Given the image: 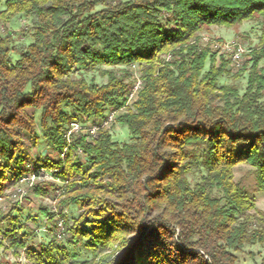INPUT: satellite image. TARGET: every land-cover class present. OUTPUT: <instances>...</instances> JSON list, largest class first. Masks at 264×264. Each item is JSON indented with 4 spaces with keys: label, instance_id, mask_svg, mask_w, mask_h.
Segmentation results:
<instances>
[{
    "label": "trees",
    "instance_id": "16d2710c",
    "mask_svg": "<svg viewBox=\"0 0 264 264\" xmlns=\"http://www.w3.org/2000/svg\"><path fill=\"white\" fill-rule=\"evenodd\" d=\"M3 6L4 25L30 19L32 42L18 49L0 32V198L41 170L62 179L64 190L55 192L63 196L65 237L51 234L34 247L43 222L34 216L31 230L16 202L0 209V251L25 260L19 264H240L247 247L264 248V213L235 180V169L247 165L264 192V0ZM251 21L260 24V46L238 71L229 53L201 40L204 28ZM133 65L143 86L127 105ZM88 72L106 82L88 80ZM111 110L129 142L114 141L113 124L94 137L82 129L68 143L73 123L104 121ZM40 136L49 146L46 161H34L25 140L36 145ZM48 187L55 186L33 185L25 202L46 196ZM69 205L82 211L72 225L62 210ZM41 210L44 224L55 227L56 213ZM68 246H83L91 260Z\"/></svg>",
    "mask_w": 264,
    "mask_h": 264
},
{
    "label": "rangeland",
    "instance_id": "374dc122",
    "mask_svg": "<svg viewBox=\"0 0 264 264\" xmlns=\"http://www.w3.org/2000/svg\"><path fill=\"white\" fill-rule=\"evenodd\" d=\"M4 1L2 0L0 2V9H3ZM31 27L32 23L30 19H28L25 16H18L15 18L10 24L4 25L0 22V32L6 35H11L14 42L15 47L18 49H22L27 47L32 42V36H31ZM201 37H208L211 40L219 41L223 44H230V43H238L240 44L244 50V65L247 63V61L250 59L248 57V54L252 50H256L260 46V24L258 21H251L246 22L241 25H237L231 28L228 27H207L204 28V30L201 32ZM14 61L18 59V56L16 53L13 55ZM261 67L264 68V60L261 62ZM86 78L88 80H91L92 78L95 79L97 83H105L106 79L102 78L98 72H88L85 74ZM225 83H232L230 79H224L222 81ZM242 90L246 88L247 84V74L244 78H242L239 83ZM30 114L34 115L33 111H29ZM35 117L37 121H39L40 115L39 113H35ZM114 141L123 144L126 142H129L132 138L131 133L127 129V127H122L118 124H114L111 128ZM25 140L27 142V145L30 150V154L32 157H34V161L43 160L46 161V155L49 153V146L48 143L43 139L42 136H40V139L38 143L35 145L33 141H31L28 137H25ZM62 157V156H61ZM49 177L43 181L44 184H53L55 187H48V193L46 196L39 197L38 199H35L31 194V199H35V202L29 203V201L25 202V208L23 214V219L26 221V224L30 226V229H34L37 227V225L34 224V216H38L40 222H44L47 220L43 215V212L41 208H48L51 212L52 205H54V202H56V190L60 188L61 190H64V182L62 179H56L52 175H48ZM52 177V178H51ZM197 180V178L195 179ZM235 180L239 183H241L243 186H245L255 197L257 201V208L260 212L264 213V192H262L257 184V180L255 177L254 170L247 166V165H241L238 166L235 169ZM42 183V182H38ZM36 183V184H38ZM27 185V186H26ZM23 187L28 188V184H24ZM17 188L14 186L10 189L8 193V197L5 201L0 202V209L2 210H9L13 206H15V203L17 200L13 197ZM63 196L58 198L57 210L61 212L59 203L62 200ZM64 212L67 213V219L69 220L70 224L72 225L75 220H77L82 213V211H79L74 206H64L62 208ZM42 213V215H41ZM51 228V231L54 230V225L49 223L48 224ZM43 226V225H42ZM52 240L51 234H40L37 233V236L33 238L32 245L34 247L41 246V245H47ZM61 245L64 244L63 242L60 243ZM68 250L71 254H78V259L81 261L91 260V256L87 254L86 249L83 246H68ZM264 257V248L261 246H255V247H247L245 249V252L241 255L240 264H261V261ZM13 258V259H12ZM0 259L9 264H15V258L8 253V251H0ZM96 264V262L91 263Z\"/></svg>",
    "mask_w": 264,
    "mask_h": 264
},
{
    "label": "built area",
    "instance_id": "2783aa9c",
    "mask_svg": "<svg viewBox=\"0 0 264 264\" xmlns=\"http://www.w3.org/2000/svg\"><path fill=\"white\" fill-rule=\"evenodd\" d=\"M201 40L204 43H212L214 48L217 50H220L221 52L229 53L231 55L233 67L236 71H238L244 65L245 50L240 44L234 42V43H230L229 45L228 44L226 45L219 41L211 40L210 38L205 37V36L202 37ZM131 71L134 77V85L128 94L127 105L133 103L137 99L138 94L141 91L142 86H143V80L138 73V66L133 65L131 68ZM117 113H118L117 110H111L108 113V118L106 120L97 122L95 124L89 123V124L84 125L80 122L73 123L67 133L68 143L71 144L72 135L80 132L82 129H87L90 132L91 136L94 137L97 135L99 130L110 128L113 124L116 123ZM65 152L62 154V158H65V154H66ZM48 175L49 174H46L44 170H41L40 175L29 174L25 176V178L22 179L21 185L17 187V190L13 196L17 200V202H19V205L21 207L25 208L26 206L25 196L27 195L28 190L36 183L45 181L49 177ZM24 184H28V188L23 187ZM61 195H62V192L60 190L57 191L56 200H55L56 202H54V205H52V209H51L54 213H56V224H55L54 230L51 231V228L47 224H43V226L40 229V232L45 233V234H52L57 240H63L65 237L64 219L59 214L57 210V206H56L57 205L56 203L58 202V198L61 197ZM2 201H3V198H0V202ZM15 261L18 264L25 263V260L23 258L19 260L15 258Z\"/></svg>",
    "mask_w": 264,
    "mask_h": 264
}]
</instances>
